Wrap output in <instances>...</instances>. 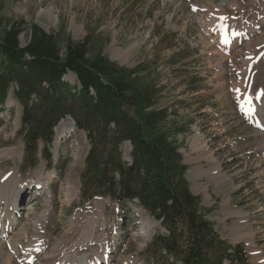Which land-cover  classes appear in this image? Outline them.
I'll return each instance as SVG.
<instances>
[{
  "label": "rangeland",
  "instance_id": "374dc122",
  "mask_svg": "<svg viewBox=\"0 0 264 264\" xmlns=\"http://www.w3.org/2000/svg\"><path fill=\"white\" fill-rule=\"evenodd\" d=\"M263 1L0 0V20L6 28L17 22L34 24L56 35L62 47L67 40L85 42L89 59L102 55L125 70L127 81L146 91L154 103L152 110L166 112L163 129L171 133L182 129L173 133L172 139L188 168L189 188L200 196L203 207L211 211L208 219L220 239L228 245H243L246 264H264V146L260 143L264 137L238 115L232 94V86L238 79L232 66L241 68L243 49L225 54L213 42L212 30L217 17L251 22L257 16L258 20L264 10ZM231 2H237L238 10L230 7ZM51 11L57 16L56 21L48 18ZM75 24L82 26L80 32ZM27 34H20L23 45L30 40ZM113 48L131 50L122 62L113 60ZM250 66L254 67L253 62ZM65 80L76 83L71 74ZM253 85L255 90L264 89V82L254 80ZM21 118L22 106L10 97L0 112V177L5 170H19L22 182L39 177L49 178L50 182L43 193H36L37 187L32 183L21 195L22 224L29 225L28 234L20 235L18 241L11 236L14 251L6 241H0L3 247L0 264H9L10 254L11 264H55L59 249L73 256L69 263L76 262L82 252H88L81 251L83 247L96 248L93 244L106 243L111 251L113 240L115 248L110 264H152L147 257L150 241L154 235L166 231L136 200L118 205L108 197L82 198L81 178L90 150L86 132L75 126L84 141L82 164L74 171L70 185L72 158L67 152V140L62 139L56 155L55 133L50 150L53 161L42 160L36 168H30V161L25 160ZM12 150L16 153L14 157ZM131 151L130 142H126L123 147L126 160L131 158ZM217 171L223 177L215 176ZM49 199L52 209L40 235L31 224ZM33 235L42 237L49 254L38 262L26 263L22 261L23 254L34 245ZM76 248H81L80 254H76ZM93 253L95 249L90 254Z\"/></svg>",
  "mask_w": 264,
  "mask_h": 264
},
{
  "label": "trees",
  "instance_id": "16d2710c",
  "mask_svg": "<svg viewBox=\"0 0 264 264\" xmlns=\"http://www.w3.org/2000/svg\"><path fill=\"white\" fill-rule=\"evenodd\" d=\"M0 20V112L9 96L22 106L25 160L52 161L55 128L71 117L91 146L82 175V198L108 197L124 204L136 200L167 231L148 248L152 264H246L243 245H228L207 218L210 210L192 193L178 146L152 110L146 91L102 55L87 57V44L59 38L23 22L6 28ZM28 32L25 45L20 34ZM76 78L72 84L68 75ZM132 145L126 162L123 147ZM218 255L216 256V253ZM171 258V259H170Z\"/></svg>",
  "mask_w": 264,
  "mask_h": 264
},
{
  "label": "bare ground",
  "instance_id": "6f19581e",
  "mask_svg": "<svg viewBox=\"0 0 264 264\" xmlns=\"http://www.w3.org/2000/svg\"><path fill=\"white\" fill-rule=\"evenodd\" d=\"M230 7H232L233 9L237 8L238 10L237 2H231ZM222 12L224 13V10ZM47 16L48 18H52L54 21L57 20V16L54 15L52 11L48 12ZM217 19L218 21L212 27V30L214 32L213 35H215L213 42L217 45V47L223 50L225 54L232 53V52L234 53L240 48L243 49V54L241 55V63H242L241 68L240 66L239 67L237 66L238 68H236L235 66H232L233 68L231 67L232 69H235L234 71L235 76L236 74L238 76L236 84L234 83L235 85L232 86L233 88L232 90H234L232 94L237 104L238 114L250 126L252 125L251 120L254 118H257L255 120L256 126L261 129L264 127V89L255 90V87L253 84H254V80L256 82L258 81V83L264 82V55L262 56L263 54L262 52H264V33H263L264 10L258 20H257V16H254L251 22H248V21L244 22L241 20H233V19L232 20L228 19L226 21V18L224 17H217ZM219 21H224L222 26H219L218 24ZM74 26H77L78 32L82 30V26H79L77 24H75ZM130 50L123 52L119 49H114L113 55H112L113 60L120 59L122 60V62H124L128 54L130 53ZM229 56L230 55H228V57ZM232 62H235V58L233 57H232ZM251 62H253L254 67L250 66ZM248 76H249V80L247 81L246 79L248 78ZM258 96H260V98L262 99L261 101H257ZM246 99H247L246 104H249L251 109L253 110L257 109L256 117L248 116V114H246L244 110L240 107V105L244 103ZM61 125H63V127H60ZM257 131L259 132V130ZM56 133H57L56 155H59V151H60L59 144L62 141V139H64L65 141L67 140L66 142L68 143L67 152L72 158V163H71L72 165L69 168V174H68L69 184L71 185L70 182H71V178L73 176L74 171L77 168H79L82 164L81 156H82V151H83L82 146H83L84 140L82 139L81 135L77 132V128L75 127V125L66 120H64L63 123H61L58 126ZM260 135L264 137V133H262L261 131H260ZM260 143L262 146H264L263 140ZM10 152H13L11 154V157H14L16 155L14 150ZM1 174L2 175L0 177V241H6L11 246V250L14 251L15 247L13 246L11 236H13L15 241L19 240L20 235H24L26 237L28 234L27 228L29 226L28 224L27 225L22 224V221L24 220L23 218L24 214L22 215V212H21L22 210L20 209L21 207L20 197L26 192V189L32 183H34V185L37 187V190H39V191H36V193L40 194V193H43L44 191H47L49 188L48 185H49L50 179L45 177L43 180V179H40L39 177V178H36L35 180L29 179L30 181L22 182L21 174L19 170H10V171L5 170ZM214 175L223 177V175H221L219 171L215 172ZM225 178L226 177H224V179ZM226 182H228L229 184L231 181L230 179H227ZM229 185L231 186V184ZM44 186H46V188L42 190ZM71 192H72V187L70 186L69 195L72 194ZM30 208L31 207H29V209ZM31 209H33V207ZM51 209H52L51 200L49 199L46 205L43 207L42 213H40V215L32 221L31 226L34 229V232L38 230L39 234L41 235L43 226L44 228L46 227L49 213H51ZM26 210L27 209H25V211ZM145 235H147V233ZM34 237H36V240L33 241L34 245L32 247H28L25 250V253L23 254V260H22L23 262H26V263L38 262L40 257H42L43 255L45 256L48 250V245L45 243V241L42 240L41 236L35 235ZM147 238H149V236ZM112 243L114 244V240ZM113 244H112V248H110L111 250L115 248ZM93 245L94 247L95 245H97V247L96 248L90 247L87 249H83L85 247H83L82 249L76 248L77 249L76 254L81 253L80 249L81 251L88 250V252H82L80 254L81 255L80 260L76 262L70 261V263L72 264H107L109 263V261L111 262L112 260L111 253L113 251H108L109 247L106 243H100V244L95 243ZM77 247H79V245ZM1 248L3 247H2V244L0 243V250ZM94 249L96 253H93L91 255L90 253L93 252ZM63 252L64 251H60V249L57 251V254L55 255V258H54L55 264L60 263V262H62L61 264H70L68 260H70V258H72L73 256L71 257L69 256V254L66 255ZM48 254L49 253H47L45 257H48ZM12 256L13 255L10 254L7 257L9 264L12 263L10 262L13 258ZM63 259L65 261H62ZM36 264H40V263H36Z\"/></svg>",
  "mask_w": 264,
  "mask_h": 264
}]
</instances>
